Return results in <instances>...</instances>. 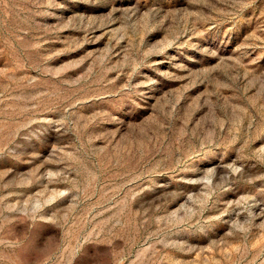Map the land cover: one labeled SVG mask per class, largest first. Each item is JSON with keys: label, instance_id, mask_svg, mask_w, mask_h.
I'll return each mask as SVG.
<instances>
[{"label": "rangeland", "instance_id": "obj_1", "mask_svg": "<svg viewBox=\"0 0 264 264\" xmlns=\"http://www.w3.org/2000/svg\"><path fill=\"white\" fill-rule=\"evenodd\" d=\"M0 264H264V0H0Z\"/></svg>", "mask_w": 264, "mask_h": 264}]
</instances>
